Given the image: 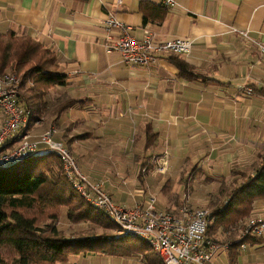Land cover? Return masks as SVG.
<instances>
[{
    "label": "crops",
    "instance_id": "obj_1",
    "mask_svg": "<svg viewBox=\"0 0 264 264\" xmlns=\"http://www.w3.org/2000/svg\"><path fill=\"white\" fill-rule=\"evenodd\" d=\"M109 13L131 24L137 39L149 30L158 41L189 38L192 50L151 65L125 63L104 46L101 22ZM12 31L52 49L68 76L67 85L44 94L47 108L30 133L56 128L81 171L117 203L133 207L155 196L158 208L180 215L188 196L214 215L242 182L240 172L254 174L264 161V0H177L170 8L158 0H0V35ZM178 58L201 77L182 76ZM68 99L76 102L58 112ZM165 151L161 172L154 159ZM260 214L264 198L250 216ZM248 218L231 228L211 224L209 236L221 245L212 264H264V236L242 238ZM140 262L149 264L80 253L58 264Z\"/></svg>",
    "mask_w": 264,
    "mask_h": 264
},
{
    "label": "trees",
    "instance_id": "obj_2",
    "mask_svg": "<svg viewBox=\"0 0 264 264\" xmlns=\"http://www.w3.org/2000/svg\"><path fill=\"white\" fill-rule=\"evenodd\" d=\"M175 64L182 76L201 77L184 59L178 58ZM7 70L15 73L24 71L23 79L30 77L35 86L45 85L51 88L65 86L68 83V76L59 71V59L52 49L29 35H18L13 31L0 35V76ZM250 88L254 93L253 88ZM38 89L40 88L29 89L32 92L27 100L29 102L27 105L32 110L29 115V126L43 116L47 108L42 100L44 94ZM75 102V99H68L67 102L60 104L58 112ZM53 163L57 167V172L52 167ZM240 174L242 182L234 186L225 205L214 214L217 219L215 225L211 223L212 221L209 223L208 234L210 226L214 227L216 223L231 228L241 220L244 221L252 213L253 202L264 198V161L259 164L254 174L247 172ZM40 203L67 207V216L74 222L91 219L103 223L97 219L100 215L98 218L117 225L102 211L94 209L73 188L64 173L61 159L54 152L35 153L22 161L0 166V244L10 245L16 250L19 254V264H58L66 262L69 255L80 253L120 257L130 255L128 243L131 237L117 239L65 237L57 226H52L51 236H43L36 219L25 216L21 211L22 208L32 209ZM214 215L211 213V216ZM149 247L138 246L137 250H140L138 252H141L149 264H164L157 254V259H147L152 258L150 252L153 250Z\"/></svg>",
    "mask_w": 264,
    "mask_h": 264
},
{
    "label": "built area",
    "instance_id": "obj_3",
    "mask_svg": "<svg viewBox=\"0 0 264 264\" xmlns=\"http://www.w3.org/2000/svg\"><path fill=\"white\" fill-rule=\"evenodd\" d=\"M158 1L169 8L177 4V0ZM118 3L122 5L123 0ZM101 24L107 31L104 39L107 52L119 51L128 64L151 65L162 55L188 54L193 47L189 38L158 41L149 30L145 31L143 38L137 39L132 34L134 27L113 13H109ZM242 34L249 37L247 31ZM258 47L264 57V44L259 43ZM21 90V75L7 71L0 76V166L22 161L35 153L54 152L61 159L64 173L73 188L123 232L148 244L164 264H212L221 245L208 234L212 219L209 209L193 207L188 197L180 208V215L158 208L155 196L133 207L117 203L102 184L93 182L81 171L69 148L55 137L56 128L34 135L30 133V117L20 102ZM247 93H252V89L247 87ZM154 164L164 172L169 164L168 151L155 158ZM263 236L264 214L250 216L242 238Z\"/></svg>",
    "mask_w": 264,
    "mask_h": 264
},
{
    "label": "rangeland",
    "instance_id": "obj_4",
    "mask_svg": "<svg viewBox=\"0 0 264 264\" xmlns=\"http://www.w3.org/2000/svg\"><path fill=\"white\" fill-rule=\"evenodd\" d=\"M57 69V68H53ZM8 72H13L12 70H7ZM17 74L21 75L22 77V85L24 87L23 93L24 96L28 97L31 95L30 88H40L38 89L43 94H47L49 88L45 85H36L33 83V79L28 77L26 80L24 78V71L18 72ZM57 172L56 165L52 166ZM240 180H242V176L240 174ZM238 177H234V181H237ZM188 197V196H186ZM201 197L200 195H196V198ZM189 198V197H188ZM210 198V197H209ZM213 199H215V196H212ZM222 197H218L217 203L222 202ZM195 207V206H193ZM195 208H206V207H195ZM209 209V208H207ZM210 210V209H209ZM21 211H23L24 215L27 217H34L37 221V226L41 229V234L43 236H51L52 235V226H57L59 231L61 232L62 236L65 237H79V236H90V237H102V238H108V239H117V238H130L129 240V248L131 253H129V256L132 260L139 261L140 258H143V255L141 252H138L140 250L138 249V246L140 247H148L149 245L144 243V241H141L139 238H136L132 235H128L125 232L121 230V228L112 222L98 218L100 215L98 213H94V215H99L97 219L103 221V223H97L91 219H85L79 222H74L70 220L67 216L68 208L65 206H47L45 203H40L36 205L32 209H25L22 208ZM137 239V240H133ZM134 241H136L134 243ZM140 241V242H139ZM135 248V249H134ZM151 249V247H149ZM148 248V249H149ZM134 250V251H133ZM150 255H152V258L147 257L148 260L150 259H157L156 253L150 252ZM18 257L19 254L16 252V250L11 247L10 245L6 244H0V259L2 261V264H19L18 263ZM125 257V256H124ZM148 262V261H147ZM138 263V262H137ZM46 264V263H42ZM139 264H142L141 262Z\"/></svg>",
    "mask_w": 264,
    "mask_h": 264
}]
</instances>
